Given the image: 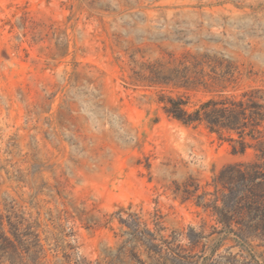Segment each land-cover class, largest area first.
Instances as JSON below:
<instances>
[{"label":"rangeland","instance_id":"374dc122","mask_svg":"<svg viewBox=\"0 0 264 264\" xmlns=\"http://www.w3.org/2000/svg\"><path fill=\"white\" fill-rule=\"evenodd\" d=\"M205 54L231 74L207 88L151 82ZM223 85L264 90V0H0V235H23L0 264H264V239L238 238L240 224L182 192H213V175L254 150L233 155L227 134L156 101L163 91L195 104ZM127 211L181 231L187 256L135 246L117 218ZM242 216L264 233V215Z\"/></svg>","mask_w":264,"mask_h":264},{"label":"trees","instance_id":"16d2710c","mask_svg":"<svg viewBox=\"0 0 264 264\" xmlns=\"http://www.w3.org/2000/svg\"><path fill=\"white\" fill-rule=\"evenodd\" d=\"M205 56L190 55L189 59L180 61L179 65L166 71L157 69V79L151 82L186 87L193 83L207 88V80L222 81L231 74L228 64L224 70L217 72L216 67L211 65L213 59ZM205 65L211 67L213 75L204 71ZM224 88V85L221 86L217 94L195 104H191L185 95H171L163 91L158 93L156 101L169 118L184 125H204L209 132L216 133L220 138L227 134L233 155L243 156L248 148L254 150L253 160L228 163L213 175V192L197 193L198 187L191 189L187 182L183 183L182 192L183 199L194 198L196 206L215 215L217 221L225 227L230 229L233 222L244 227L234 231L238 238L245 242L252 238L264 239V233L256 234L250 229L253 218L242 216L264 215V90L252 88L236 96L223 93ZM126 214V217L118 215L117 218L120 225L132 231L137 241L135 246L139 244L147 251L163 254L171 261H180L187 256L182 253L179 243L181 231L173 230L174 234H164L165 226L158 215H153L151 222L154 229H151L138 212L127 211ZM0 224L3 226V221ZM15 228L9 231L12 237L5 230L0 235V252L6 255L12 249V254L18 256L16 243L23 235ZM35 237L39 244V237ZM8 260L11 264H17L13 257L12 261ZM32 264L43 263L37 260Z\"/></svg>","mask_w":264,"mask_h":264}]
</instances>
